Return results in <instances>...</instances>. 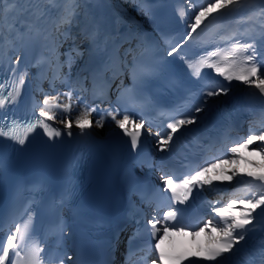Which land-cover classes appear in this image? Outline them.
Masks as SVG:
<instances>
[{
    "label": "snow or ice",
    "instance_id": "obj_1",
    "mask_svg": "<svg viewBox=\"0 0 264 264\" xmlns=\"http://www.w3.org/2000/svg\"><path fill=\"white\" fill-rule=\"evenodd\" d=\"M104 0H0V173L4 172L10 163L7 147L25 145L30 134L42 129L49 142L55 143L62 136V130L50 121L58 116H71V120H61L69 136L72 135L73 123L80 133L93 124L91 117L95 113V125L103 127L106 119L113 121L124 136L129 138L130 147L137 149L144 134L157 138L158 151H171V142L178 131L188 125H195L202 119L199 114L206 110L208 98L227 95L233 80L240 81L255 90L261 101H264V0H188L186 8L178 9L181 19L190 20L186 35L176 38L161 33V41H152L147 36H121L107 23L105 17L98 15ZM144 7L142 13L150 14L153 4L151 0H140ZM229 14L236 16L238 27L228 30L220 21ZM214 27L219 37L212 51H207V45L198 38L210 27ZM243 26V27H239ZM78 29V34L88 42V55L96 57L99 64L96 68L84 69L88 76L70 78L72 64L85 53L78 46L72 47L64 55L66 60H60V47L68 39H73L72 29ZM196 41L201 45L202 55L190 59L182 55L183 47L188 42ZM178 41V42H177ZM164 45L161 49L160 44ZM128 47L125 48L124 45ZM134 44V46H133ZM223 45V47H221ZM39 46L43 52L35 64H25L21 70V52ZM179 57L191 70L198 81L203 78L202 70H214L216 78H211L201 84L197 93H190L186 103L162 110L159 118L166 126L161 131L153 132L146 126L144 111L154 107L153 97L147 94L149 85L171 71V60L161 57ZM13 54L15 58L13 59ZM47 65L51 71L49 77L41 73L43 79L49 82V91L45 92L40 84L33 89V95L25 102L27 112L32 119L15 118L14 109L19 106L26 80L29 79L30 67L42 68ZM67 65L69 73L61 69ZM131 79L130 85H124L123 77ZM91 78V95L93 100L108 106L101 108L95 103H81L82 98L89 93L86 86ZM223 77L225 84L219 81ZM116 85L115 102L108 100V90L113 82ZM57 82L68 87V91H57ZM42 83V81H41ZM180 82L170 80L169 85L175 87ZM56 92L50 95V92ZM35 92H39L42 100H37ZM75 94V98L74 97ZM63 98V99H62ZM132 114H129V113ZM103 113V114H101ZM135 117V118H134ZM147 123H151L148 121ZM143 130V131H142ZM260 142L256 154L264 157V121L258 128H249L246 137L231 140L232 146L217 150L213 155H206L198 163L188 161L182 165L181 171H162L163 188L157 190L161 199L156 202L150 219H137L138 211L133 209L129 218L137 225L132 235L127 237L124 264H148L149 257L155 255L151 264H180L183 256L167 253L161 246V241L170 231H183V210L177 208V203L183 204L189 200L193 189H203L205 185H213V180L206 178L207 173L223 164H237L244 157L239 155L241 149H249L251 145ZM215 142L201 145L205 152H212ZM221 155H230L231 160L219 159ZM187 160V158H185ZM250 163H255L250 161ZM152 165L149 164V167ZM259 167V165H257ZM228 169H225L227 172ZM251 179L245 183L242 190L232 193L222 207L221 201L209 203L215 213V225L209 220L199 229L203 232L210 228L209 246L203 253H197L196 260L189 264H264V171H248L243 174ZM243 176L235 169L226 179ZM43 182H35L30 187L18 185L13 197L12 209L8 220L0 216V264H44L45 260L55 261V264H65L70 261L76 264L72 257L63 250V239L67 235V224L58 217L55 234L59 237L57 251L49 254L46 245L35 235L34 212L38 204L37 196L45 192ZM71 187H66L59 198L53 197L51 208L60 212L71 201ZM168 193H171L169 196ZM17 197L24 200L22 208L17 207ZM141 201L145 197L141 195ZM151 205V201H147ZM167 208L162 215L160 210ZM27 219H23L24 217ZM23 220L21 223L20 221ZM142 225V228H141ZM146 232L151 239L146 246H138L136 241L141 233ZM195 235V233H193ZM120 241V233L115 236V243ZM242 254V255H241Z\"/></svg>",
    "mask_w": 264,
    "mask_h": 264
},
{
    "label": "bare ground",
    "instance_id": "obj_2",
    "mask_svg": "<svg viewBox=\"0 0 264 264\" xmlns=\"http://www.w3.org/2000/svg\"><path fill=\"white\" fill-rule=\"evenodd\" d=\"M124 1H128V0H124ZM154 1L156 0H151V2ZM185 3L187 5L188 0H185ZM129 4H130V8L126 9L124 2L117 3L112 0H104L102 7L97 9L96 12L98 15L102 14L105 17L108 25L112 29L114 23H117V26H115L116 30L119 27H127V31L131 32L133 35H141L142 32H147L156 35L155 28L152 24L151 16L149 14H144L141 11V8L144 7V5L141 4L140 0H131ZM136 14H140V16H136ZM190 22L191 21L188 20V23ZM75 62H77V60H75ZM21 70L23 69L21 68ZM28 71L30 73V77L28 81L32 84L34 83L33 71H31L30 69ZM76 75H79V71L77 70V68L71 67L70 70L71 79L74 78ZM55 94L56 92L53 91L50 95H55ZM73 98H75V94ZM112 127H114L113 124L108 122L106 119L103 127H99V129L100 130L106 129L107 131H109ZM223 167L225 169H228V171L225 172L224 169V172L218 175V177H220V179H223L221 183L226 185L227 181L225 177L226 175H231V170L234 169V167L231 166L230 164H224ZM237 178H239V180L241 181V176H238Z\"/></svg>",
    "mask_w": 264,
    "mask_h": 264
},
{
    "label": "rangeland",
    "instance_id": "obj_3",
    "mask_svg": "<svg viewBox=\"0 0 264 264\" xmlns=\"http://www.w3.org/2000/svg\"><path fill=\"white\" fill-rule=\"evenodd\" d=\"M112 1H114V2H117V3H120V2H124V4H125V7H126V9H129L130 8V4H129V2H126V1H124V0H112ZM136 16H140V14H136ZM75 31H74V29H72V34L74 33ZM64 44V43H63ZM64 46V45H63ZM57 91H59V92H64L63 90H62V87H63V85H61V84H57ZM43 98V97H42ZM71 120L72 119V117H61V116H58L57 117V120ZM74 124V123H73ZM95 124V123H94ZM260 144V142H256V143H254L253 145H251L250 147H249V149H243V151L242 152H240L239 153V155L241 156V157H244V159L243 160H241L239 163H237V164H230V165H233L234 166V169L236 170V169H239V168H248L249 166H253V167H255L254 169H259V168H264V157H262L261 155H258V154H256V152H254V151H252V149H256L257 150V152L259 151V148H258V145ZM231 156L229 155L228 157H227V160H231ZM250 161H254L255 163L253 164V163H250ZM224 165V164H223ZM257 165H259V167L257 166Z\"/></svg>",
    "mask_w": 264,
    "mask_h": 264
}]
</instances>
